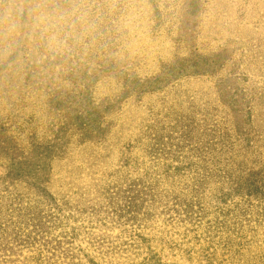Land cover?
<instances>
[{
  "label": "rangeland",
  "instance_id": "374dc122",
  "mask_svg": "<svg viewBox=\"0 0 264 264\" xmlns=\"http://www.w3.org/2000/svg\"><path fill=\"white\" fill-rule=\"evenodd\" d=\"M4 1L0 141L21 158L72 134L46 170L58 212L24 179L11 182L0 151V264H264L259 207L240 224L208 228L213 209L190 221L170 192L143 218L120 210L124 199L105 197L127 169L156 163L154 138L173 149L188 123L202 140L204 125L227 127L230 138L237 126L234 147L248 164L264 165V0H69V9L57 0ZM228 91H237V111L223 101ZM99 104L110 107L101 118L110 121L106 140L79 142L71 122L95 117ZM125 155L140 167H123Z\"/></svg>",
  "mask_w": 264,
  "mask_h": 264
},
{
  "label": "trees",
  "instance_id": "16d2710c",
  "mask_svg": "<svg viewBox=\"0 0 264 264\" xmlns=\"http://www.w3.org/2000/svg\"><path fill=\"white\" fill-rule=\"evenodd\" d=\"M1 1L5 2L4 0ZM121 1L123 0H119V2ZM57 2L62 3L64 7L69 9V0H57ZM122 4L119 6H122ZM44 5H47V3ZM0 13L4 15L3 12L0 11ZM1 25L2 21L0 20ZM114 36L118 38L119 34H114ZM4 64H6V61ZM180 67L177 69L178 73L183 66ZM210 68V66L206 67L205 71ZM198 71L200 70L196 69L194 73H198ZM141 89L145 90V88ZM235 92L228 91V94H231L229 95V102L225 99L223 100L224 103H228L229 108L237 102L233 96ZM123 93H127L126 88H124ZM236 107L231 109L237 111ZM109 108L107 105L99 104L95 107V117H91L88 111L84 115H78V121L75 120L77 122H71L76 123V129L80 134L79 142L92 139L101 140L103 143L106 140L105 135L110 130V121L105 122L103 125L101 118L108 112ZM249 110L250 107L247 111ZM2 123L0 122V131L3 130ZM186 127L188 130L180 136L178 143L173 145V149L171 145L167 146L154 142L155 138L152 142V148L145 145L144 149L150 147V150H155L152 151L154 154H150V157L156 162L152 166L146 167L142 162L141 166L143 168L139 170L140 164L135 160H130L134 158H129L125 155L121 165L127 167L130 166L129 162L135 161L131 165L136 166L135 168L138 170L127 169L124 174L128 177L121 182L114 181L112 188H116V191L110 194L105 193L108 201L113 198L117 200L122 198L125 201L120 210H125V213H128L132 218L138 215L143 218L144 215H147L148 210L152 208V205L159 204L166 197V194L170 192L169 197L172 198L173 206L180 208L181 212H185L187 219L190 221L199 222L200 218H203L213 209V212L216 213L213 220L215 224L207 220L208 228L222 227L229 222L230 225H235L238 222L240 224L239 216L251 215L248 210L252 207L261 208L263 210L262 216L264 217V165H255L252 162L248 164V159L240 155L239 150L234 147V139L239 135L238 133H243V130H239L236 126V132L238 133L234 135L233 139L230 138L231 134L227 127L211 130V128L204 125L202 132L207 138L202 140L193 138L194 136H192L191 132L195 129L194 125L188 123ZM66 128L69 129L70 125ZM71 134L72 132L67 135L70 138H67L63 143L55 141L36 143L28 153L29 155L21 158L14 155L16 152L19 153L14 143H11L7 138L0 141V151L4 152V155L10 159L7 176L11 179V182H13L12 179H24V182L35 190L36 195L43 193L42 195H45L46 199H48V204H51L57 212L62 209L58 202L46 191L45 184L48 181L46 170L48 171L47 167L51 168L50 165L54 158L64 157L63 151H66V148L62 150L61 145L67 146L69 139L71 141ZM246 144H249V142H246ZM103 146L107 148L108 144H103ZM229 149L231 151L234 149V151L228 152L226 155ZM126 152H130L128 148ZM249 161L255 160L251 159ZM132 171L138 172L134 176ZM121 187L124 188L123 191ZM175 187L179 189L177 192L174 190ZM206 195L209 196L208 201L205 199ZM236 197L240 199L237 201L235 200ZM145 202L150 204H145ZM107 204L113 205L114 203L109 201ZM192 205H194L195 210L188 211L187 209L191 208ZM233 229H235L234 226ZM238 236L239 234L235 238ZM226 240L230 242V237L227 236ZM70 258L73 259V256H70ZM80 262L70 261L68 264H80ZM89 262L90 264H97L91 259H89Z\"/></svg>",
  "mask_w": 264,
  "mask_h": 264
},
{
  "label": "clouds",
  "instance_id": "9594fccd",
  "mask_svg": "<svg viewBox=\"0 0 264 264\" xmlns=\"http://www.w3.org/2000/svg\"><path fill=\"white\" fill-rule=\"evenodd\" d=\"M18 13H19L20 15H23V13H24V9H23V8H20V9L18 10ZM37 20H38V21H41L42 18H41V17H37ZM12 27H15V24H13ZM51 39H52L53 41H55V40H56V36L53 35V36L51 37Z\"/></svg>",
  "mask_w": 264,
  "mask_h": 264
}]
</instances>
